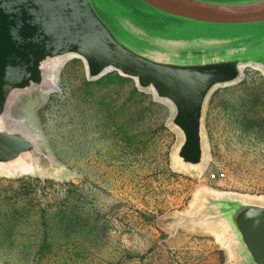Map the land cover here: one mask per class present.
I'll list each match as a JSON object with an SVG mask.
<instances>
[{
	"label": "rangeland",
	"instance_id": "374dc122",
	"mask_svg": "<svg viewBox=\"0 0 264 264\" xmlns=\"http://www.w3.org/2000/svg\"><path fill=\"white\" fill-rule=\"evenodd\" d=\"M56 79L27 115L63 170L0 173V264H236L193 215L207 193L264 199L262 71L247 66L209 97L201 171L173 168L170 108L133 79L88 80L76 57Z\"/></svg>",
	"mask_w": 264,
	"mask_h": 264
},
{
	"label": "water",
	"instance_id": "95a60500",
	"mask_svg": "<svg viewBox=\"0 0 264 264\" xmlns=\"http://www.w3.org/2000/svg\"><path fill=\"white\" fill-rule=\"evenodd\" d=\"M70 57L88 80L116 71L167 105L173 168L201 171L209 97L247 66L264 74V0H0V173L62 172L27 111ZM193 219L220 229L236 264H264V199L207 193Z\"/></svg>",
	"mask_w": 264,
	"mask_h": 264
},
{
	"label": "built area",
	"instance_id": "2783aa9c",
	"mask_svg": "<svg viewBox=\"0 0 264 264\" xmlns=\"http://www.w3.org/2000/svg\"><path fill=\"white\" fill-rule=\"evenodd\" d=\"M223 178H225V173L223 171H219V172L209 174L210 180H219V179H223Z\"/></svg>",
	"mask_w": 264,
	"mask_h": 264
},
{
	"label": "bare ground",
	"instance_id": "6f19581e",
	"mask_svg": "<svg viewBox=\"0 0 264 264\" xmlns=\"http://www.w3.org/2000/svg\"><path fill=\"white\" fill-rule=\"evenodd\" d=\"M57 72H58V70L56 71V73H55V75H54V81H55V79H56V75H57ZM57 80V79H56ZM56 82V81H55ZM48 93V92H47ZM20 171H25V172H30V171H32V168L30 167H27V168H25L24 170H20Z\"/></svg>",
	"mask_w": 264,
	"mask_h": 264
}]
</instances>
